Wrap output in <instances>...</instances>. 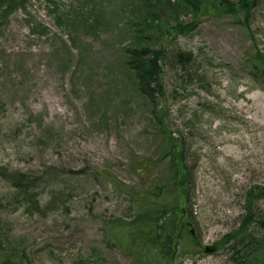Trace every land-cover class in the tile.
<instances>
[{
    "label": "rangeland",
    "instance_id": "rangeland-1",
    "mask_svg": "<svg viewBox=\"0 0 264 264\" xmlns=\"http://www.w3.org/2000/svg\"><path fill=\"white\" fill-rule=\"evenodd\" d=\"M149 1L166 26L195 22L196 30L175 35L145 24L146 0H13L11 9L5 2L0 264H135L103 228L128 212V199L94 169L146 188L166 167L160 107L138 91L126 64L139 27L154 48L212 63L200 88L196 80L177 86L168 61L162 117L188 139L197 169L187 208L201 250L179 261L227 264L217 241L239 226L248 188L264 184V91L248 73L251 55L264 51V0L254 1L246 22L213 10L219 0H200L195 13L176 11L179 0Z\"/></svg>",
    "mask_w": 264,
    "mask_h": 264
},
{
    "label": "trees",
    "instance_id": "trees-1",
    "mask_svg": "<svg viewBox=\"0 0 264 264\" xmlns=\"http://www.w3.org/2000/svg\"><path fill=\"white\" fill-rule=\"evenodd\" d=\"M254 1L219 0L211 8L246 22ZM5 2H8V9L12 8L13 0H0V11ZM180 5H185L195 13L202 7V2L179 0L174 7L176 11ZM145 9V13L148 10L142 18L145 24H157L162 29L166 27L168 32L173 29L172 33L175 35H187L198 26L195 22L181 21L173 26H166L164 18L152 13L159 9L149 0H146ZM135 38L138 41L125 49L126 64L133 72L138 91L152 102L154 110L160 107V159L165 162L166 167L164 173L146 188L127 185L106 171L94 169L97 178L108 180L129 202L128 212L106 219L103 228L115 245L133 257L135 264H181L179 260L183 255H192L201 250L194 237V226L188 217L187 208L196 192L197 169L188 139L182 133L175 135L162 117L167 113V66L168 61L173 62L170 64L175 70L177 86L196 80L200 88H204L208 77L206 64L212 63H203L205 60H200L192 51L173 52L166 47L150 46L151 41L147 40L150 37H147L141 27L137 29ZM250 59V80L254 87L264 91V51H255ZM211 60L213 59H209ZM211 108L209 103L204 104L206 111ZM34 183L31 182L33 185ZM30 197L31 195L28 199L33 202ZM263 202L264 184L251 185L245 194L244 211L239 226L217 241L219 246L223 245L228 249L227 264H264Z\"/></svg>",
    "mask_w": 264,
    "mask_h": 264
}]
</instances>
